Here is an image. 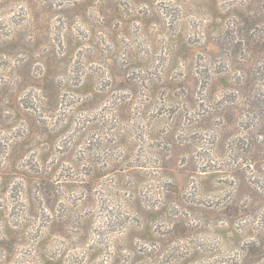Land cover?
Here are the masks:
<instances>
[{"label": "rangeland", "instance_id": "rangeland-1", "mask_svg": "<svg viewBox=\"0 0 264 264\" xmlns=\"http://www.w3.org/2000/svg\"><path fill=\"white\" fill-rule=\"evenodd\" d=\"M242 26L264 28V0H0V264H150L159 241L165 261L230 257L264 237Z\"/></svg>", "mask_w": 264, "mask_h": 264}, {"label": "trees", "instance_id": "trees-1", "mask_svg": "<svg viewBox=\"0 0 264 264\" xmlns=\"http://www.w3.org/2000/svg\"><path fill=\"white\" fill-rule=\"evenodd\" d=\"M240 31L242 33L240 34V36L245 41L244 50L246 51V54L248 53H249L248 55L253 54V56L257 55V58H255V60H251L252 58L249 59V57H247L244 60L245 62L244 61L235 62L230 57L232 59L231 66L235 67V71L237 73H240L241 78L238 79L239 83H241V85L245 83L243 90H241V96L242 98L243 97L248 98L246 105L253 106V108H255V111L258 112L262 118H264V63L259 65L260 64L259 62L264 60V54H263L264 53V28H261L258 26V29H257V26H242V28H240ZM232 44H233V40H229V42H226L225 44L226 46L225 49H227L229 53L232 51V48H234ZM239 54L240 52H237L235 55L237 60L239 59ZM237 63H240V65L236 66ZM255 80L258 82H254ZM255 85H258V91H256ZM233 89L239 91L238 86L237 87L233 86ZM242 91H246V92H242ZM51 95L53 97L55 96L54 93ZM236 98H238V96ZM240 110H244V109L240 108ZM85 160L87 159L85 158ZM227 167L229 168L231 166H227ZM234 175H239V174L237 172H234ZM232 206L234 208L235 206L234 203H232ZM248 208H252V207L249 205ZM231 214H232L231 217L235 216V213H231ZM176 231L178 230H176L174 227L172 228V230H170L169 236L171 237L170 238L171 241L173 240V237H175V234L177 233ZM143 232L145 235H150V236L153 235L152 229L147 226ZM231 232L233 233L234 231L232 230ZM141 235H143V233ZM142 239H145V241L150 242V240H148L144 236H142ZM237 239L235 240L237 241ZM251 240L252 241L247 242V245L244 244L241 247V250L243 251L242 254L240 253L241 250L239 248L238 250L240 252L230 257L228 256L221 257L222 252H218L208 257L206 254L196 252L197 249L201 248V246H198L197 248H194L193 252H191L192 253L191 255L188 253L189 255H184L180 257L177 256L175 258H172L171 256L170 260L165 261V259H161L163 258V255L165 254V252H163L162 250L167 248L168 243L160 242V241L158 243L160 247L157 249H153L147 253H144L145 254L144 257H146V260L149 259L150 264H190L192 261H194V259L198 263H201V264H247V263L264 264V237L256 235ZM94 255H98V254L95 253ZM140 257L141 256L139 255H135L134 260L137 261L140 259ZM47 263L61 264L55 261H47ZM111 264H126V262H123V260L120 259V254H118L117 257L111 262Z\"/></svg>", "mask_w": 264, "mask_h": 264}]
</instances>
